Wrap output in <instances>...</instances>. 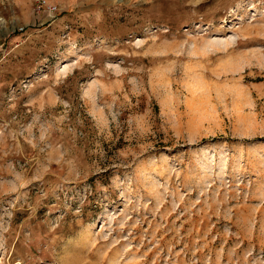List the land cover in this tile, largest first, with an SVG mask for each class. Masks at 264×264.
<instances>
[{"label": "rangeland", "instance_id": "1", "mask_svg": "<svg viewBox=\"0 0 264 264\" xmlns=\"http://www.w3.org/2000/svg\"><path fill=\"white\" fill-rule=\"evenodd\" d=\"M0 264H264V0H0Z\"/></svg>", "mask_w": 264, "mask_h": 264}, {"label": "built area", "instance_id": "2", "mask_svg": "<svg viewBox=\"0 0 264 264\" xmlns=\"http://www.w3.org/2000/svg\"><path fill=\"white\" fill-rule=\"evenodd\" d=\"M39 4H40V8L44 9V11H46L48 13L54 14L57 12V8L54 6L48 5L46 1H43V2L41 1V2H39Z\"/></svg>", "mask_w": 264, "mask_h": 264}]
</instances>
